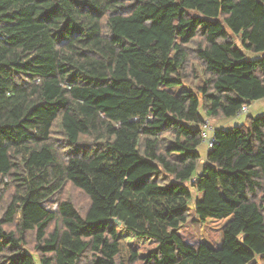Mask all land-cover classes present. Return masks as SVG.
I'll use <instances>...</instances> for the list:
<instances>
[{
	"label": "trees",
	"instance_id": "obj_1",
	"mask_svg": "<svg viewBox=\"0 0 264 264\" xmlns=\"http://www.w3.org/2000/svg\"><path fill=\"white\" fill-rule=\"evenodd\" d=\"M261 100L264 0H0V264H264Z\"/></svg>",
	"mask_w": 264,
	"mask_h": 264
},
{
	"label": "rangeland",
	"instance_id": "obj_2",
	"mask_svg": "<svg viewBox=\"0 0 264 264\" xmlns=\"http://www.w3.org/2000/svg\"><path fill=\"white\" fill-rule=\"evenodd\" d=\"M262 57V55H258L256 57L248 55V58L251 59H255V58H260ZM183 87H179V88H175L173 90H171L173 93H178L180 90H182ZM244 117V116H243ZM241 118H235V120H240ZM213 126L215 127H219L220 129L225 128L224 126L227 125H221V123H213ZM204 147H206L204 144H202ZM72 189H66L65 190V197L68 196H73L77 203L78 206H80L81 208H84V206L82 207V205H84V201L77 197L74 191H71ZM202 194H200L199 197H201ZM72 197V198H73ZM189 220L187 222L186 225L183 226L182 230H181V235L183 237V239L191 244H198L200 242L206 243L209 246L213 245V238L211 233L209 232L208 227L201 225L199 223H197V219L193 210V202H191L190 206H189ZM123 241H121V256L123 258V260H127V256L129 254L130 249H132V247H134L132 244L130 243H135L139 245V251L142 253H145L148 249L152 248L154 246V244L149 243L148 241H135L132 237H127V236H123ZM259 260V259H258Z\"/></svg>",
	"mask_w": 264,
	"mask_h": 264
},
{
	"label": "crops",
	"instance_id": "obj_3",
	"mask_svg": "<svg viewBox=\"0 0 264 264\" xmlns=\"http://www.w3.org/2000/svg\"><path fill=\"white\" fill-rule=\"evenodd\" d=\"M263 113H264V100H261V101L253 103L248 108L247 115L255 117V116H258V115L263 114ZM243 118L240 120H235V119L223 120V121H219L218 123H221V125H223V124L227 125V126H224L225 128L226 127L231 128V127L239 126L244 121ZM202 146L199 148V151H200L201 157L203 159H205L208 149L206 147H204V146L202 147Z\"/></svg>",
	"mask_w": 264,
	"mask_h": 264
},
{
	"label": "built area",
	"instance_id": "obj_4",
	"mask_svg": "<svg viewBox=\"0 0 264 264\" xmlns=\"http://www.w3.org/2000/svg\"><path fill=\"white\" fill-rule=\"evenodd\" d=\"M248 113V108L247 107H242V109L237 113L235 118H241L243 116H246ZM217 129H220L219 127L213 126L211 121H205V124L203 126V131H202V143L206 146L207 149H209L212 146L213 143V136L214 133ZM229 130L230 128H225Z\"/></svg>",
	"mask_w": 264,
	"mask_h": 264
}]
</instances>
